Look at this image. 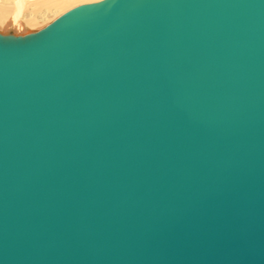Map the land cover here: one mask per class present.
Listing matches in <instances>:
<instances>
[{
  "label": "water",
  "instance_id": "obj_1",
  "mask_svg": "<svg viewBox=\"0 0 264 264\" xmlns=\"http://www.w3.org/2000/svg\"><path fill=\"white\" fill-rule=\"evenodd\" d=\"M0 264H264V0L0 32Z\"/></svg>",
  "mask_w": 264,
  "mask_h": 264
},
{
  "label": "bare ground",
  "instance_id": "obj_2",
  "mask_svg": "<svg viewBox=\"0 0 264 264\" xmlns=\"http://www.w3.org/2000/svg\"><path fill=\"white\" fill-rule=\"evenodd\" d=\"M64 1V0H63ZM62 1V2H63ZM60 0H0V31L2 33L23 34L30 31L26 26L35 22L37 15L44 9L52 10ZM59 7V6H58ZM26 12L29 18L22 19ZM33 26V25H30ZM35 28H37L35 26ZM21 30L23 32H21Z\"/></svg>",
  "mask_w": 264,
  "mask_h": 264
},
{
  "label": "rangeland",
  "instance_id": "obj_3",
  "mask_svg": "<svg viewBox=\"0 0 264 264\" xmlns=\"http://www.w3.org/2000/svg\"><path fill=\"white\" fill-rule=\"evenodd\" d=\"M60 1L61 2H59V5H57L52 10L44 9V10L40 11L39 14L37 15L38 19L35 22H33L32 24H29L28 26H26V29L37 30V29L43 27L44 25H46L47 23H49L50 21H52L56 16H58L60 13H62L66 9H68V8H70L76 4H79L82 2H87V1H93V0H64V1L60 0ZM29 17H30V12H26L25 16H22V19L29 18ZM30 25H33V26H30ZM35 26L37 28H35ZM21 32H23V31L21 30Z\"/></svg>",
  "mask_w": 264,
  "mask_h": 264
}]
</instances>
